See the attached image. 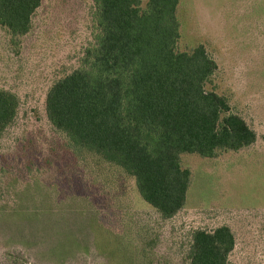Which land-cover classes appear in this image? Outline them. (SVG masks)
I'll return each instance as SVG.
<instances>
[{
  "label": "rangeland",
  "instance_id": "obj_1",
  "mask_svg": "<svg viewBox=\"0 0 264 264\" xmlns=\"http://www.w3.org/2000/svg\"><path fill=\"white\" fill-rule=\"evenodd\" d=\"M93 12L94 0H42L28 34L0 26V91L20 102L0 133V264H189L194 232L221 226L236 239L229 264H264V0L180 1L178 51L206 48L217 65L207 91L256 142L212 158L181 154L190 186L170 219L134 177L49 120V90L94 44Z\"/></svg>",
  "mask_w": 264,
  "mask_h": 264
},
{
  "label": "trees",
  "instance_id": "obj_2",
  "mask_svg": "<svg viewBox=\"0 0 264 264\" xmlns=\"http://www.w3.org/2000/svg\"><path fill=\"white\" fill-rule=\"evenodd\" d=\"M181 0H94V44L79 69L47 95L51 123L79 147L135 178L143 199L170 219L184 208L191 173L181 154L212 158L256 142L246 121L206 83L217 69L203 45L178 51ZM42 0H0V26L24 36ZM19 98L0 91V133L16 118ZM229 226L197 230L189 264H229Z\"/></svg>",
  "mask_w": 264,
  "mask_h": 264
}]
</instances>
